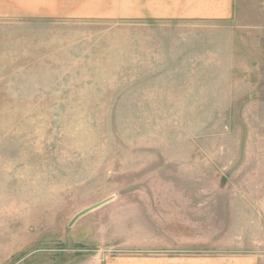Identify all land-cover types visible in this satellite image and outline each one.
Masks as SVG:
<instances>
[{
    "label": "rangeland",
    "instance_id": "rangeland-1",
    "mask_svg": "<svg viewBox=\"0 0 264 264\" xmlns=\"http://www.w3.org/2000/svg\"><path fill=\"white\" fill-rule=\"evenodd\" d=\"M242 255L264 0H0V264Z\"/></svg>",
    "mask_w": 264,
    "mask_h": 264
},
{
    "label": "crops",
    "instance_id": "crops-1",
    "mask_svg": "<svg viewBox=\"0 0 264 264\" xmlns=\"http://www.w3.org/2000/svg\"><path fill=\"white\" fill-rule=\"evenodd\" d=\"M153 260V259H152ZM152 264H264L262 259L257 255H242V256H196V257H162L154 259ZM136 262L134 264H144ZM154 262V263H153ZM146 264V263H145ZM149 264V263H147Z\"/></svg>",
    "mask_w": 264,
    "mask_h": 264
}]
</instances>
